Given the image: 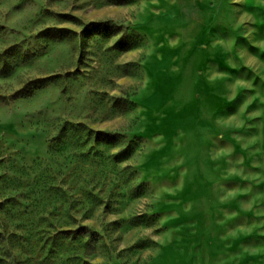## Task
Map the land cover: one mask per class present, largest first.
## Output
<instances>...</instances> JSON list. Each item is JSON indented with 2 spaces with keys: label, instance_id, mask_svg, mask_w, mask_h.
Listing matches in <instances>:
<instances>
[{
  "label": "rangeland",
  "instance_id": "374dc122",
  "mask_svg": "<svg viewBox=\"0 0 264 264\" xmlns=\"http://www.w3.org/2000/svg\"><path fill=\"white\" fill-rule=\"evenodd\" d=\"M0 264H264V0H0Z\"/></svg>",
  "mask_w": 264,
  "mask_h": 264
}]
</instances>
